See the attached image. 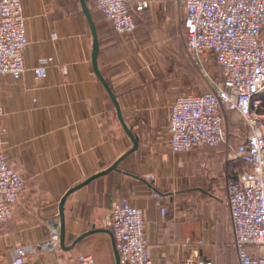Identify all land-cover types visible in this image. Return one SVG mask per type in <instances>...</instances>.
Masks as SVG:
<instances>
[{
  "label": "crops",
  "instance_id": "crops-1",
  "mask_svg": "<svg viewBox=\"0 0 264 264\" xmlns=\"http://www.w3.org/2000/svg\"><path fill=\"white\" fill-rule=\"evenodd\" d=\"M138 1L128 0L137 22L131 35L118 33L95 0L88 3L99 36L100 71L138 147L118 169L68 196L66 244L93 228L111 229L105 217L111 201L118 200L143 209L154 264L197 256L234 264L237 252L223 198L227 180L237 179L246 168L235 170L238 162L228 158L229 146L171 149L173 101L185 92L207 91L209 83L187 52L184 5L179 0H146L139 11ZM22 5L27 70L20 78L0 77V137L10 164L26 184L11 218L0 224V264H8L19 246L45 240L47 220L59 215L67 190L111 166L134 145L94 70L93 36L80 0H22ZM48 56V73L38 77L33 68ZM156 192L166 214L155 202ZM112 233H91L61 251L91 254L98 264H116ZM97 239L104 240L102 247ZM26 264L44 263L41 255H33Z\"/></svg>",
  "mask_w": 264,
  "mask_h": 264
},
{
  "label": "built area",
  "instance_id": "built-area-1",
  "mask_svg": "<svg viewBox=\"0 0 264 264\" xmlns=\"http://www.w3.org/2000/svg\"><path fill=\"white\" fill-rule=\"evenodd\" d=\"M185 8L187 52L209 83V90L179 94L171 105L170 146L175 152L195 147L215 149L228 141L226 121L235 113L246 124V137L235 148L229 143V159H242L247 168L226 182L223 202L228 207L232 246L238 264H264V0H179ZM115 30L131 35L137 22L128 0H95ZM147 6L139 0L136 9ZM54 38L57 34H52ZM28 45L22 0H0V77L20 78L27 70ZM214 58L222 78L215 80L208 65ZM51 57H42L33 68L38 77L48 73ZM4 110L0 104V117ZM262 118V122H261ZM24 175L14 168L0 137V224L7 222L25 188ZM162 214L166 206L155 193ZM112 229L121 264H154L145 233L143 209L126 201L112 200L105 217ZM45 240L19 246L8 264H26L29 256L41 255L44 264H62L59 215L48 218ZM54 254L50 257L48 254ZM45 255V257H44ZM56 256V257H55ZM78 264H98L91 254H80ZM168 264H214L197 256Z\"/></svg>",
  "mask_w": 264,
  "mask_h": 264
},
{
  "label": "water",
  "instance_id": "water-1",
  "mask_svg": "<svg viewBox=\"0 0 264 264\" xmlns=\"http://www.w3.org/2000/svg\"><path fill=\"white\" fill-rule=\"evenodd\" d=\"M81 5H82V10L84 12V14L87 17L88 23L90 25L91 28V32H92V36H93V53H92V62H93V66H94V70L96 72V74L99 76V78L102 80V82L104 83L109 95L111 96L116 108H117V112H118V116L119 119L124 127V129L126 130V132L129 134V136L131 137V139L134 142V145L131 149H129L127 152H125L122 156H120L111 166H109L108 168L97 172L96 174H93L92 176L88 177L86 180L80 182L79 184H76L75 186L71 187L70 189L67 190V192L63 195V197L60 200V204H59V217H60V222H61V234H60V245L62 248L64 249H71L72 247L75 246V244L82 239L83 237L97 232V231H107L112 233L111 229L108 228H93L91 230H88L84 233H82L81 235H79L74 242L71 245H67L66 244V217H65V203L66 200L68 198V196L76 191L77 189H79L80 187H82L83 185L89 183L90 181H92L93 179H95L96 177H99L101 175H104L112 170L118 169L119 168V164L120 162L129 154L131 153L133 150H135L138 147V139L136 138L133 130L128 126V124L126 123V121L124 120V117L122 115V111H121V107L118 101V98L115 94V92L112 90L110 84L108 83V81L104 78V76L102 75L100 68H99V64H98V54H99V50H100V42H99V36H98V32H97V27H96V23L93 19L92 13L90 11V8L88 6V3L86 0H80ZM113 234V233H112ZM114 236V235H113ZM113 246H114V250H115V256H116V264H121L120 262V255L116 246V241L115 238L113 239Z\"/></svg>",
  "mask_w": 264,
  "mask_h": 264
},
{
  "label": "rangeland",
  "instance_id": "rangeland-1",
  "mask_svg": "<svg viewBox=\"0 0 264 264\" xmlns=\"http://www.w3.org/2000/svg\"><path fill=\"white\" fill-rule=\"evenodd\" d=\"M88 3H92V0H88ZM92 5V4H91ZM93 8V6H92ZM208 70L209 73L212 74V76L215 78V80H220L221 79V71L219 69V67L217 66V64L212 60L211 62H209L208 65ZM259 114H264V104L263 106H261L258 110ZM261 122H262V118H261ZM263 122H264V118H263ZM226 126L228 129V141L222 143L219 147H228L229 143L230 144H236L238 145L241 141L245 140L246 137V124L244 122V120L239 117L237 114L233 117L228 116L227 121H226ZM215 148V149H217ZM237 165L235 167V170H243L245 168H247V163L245 161H243L242 159H238L237 160ZM96 241L99 242V246L104 242L103 239H97ZM46 255L48 254L50 257H52V255L54 256V254H49L48 252L45 253ZM61 255V261H63V264H78L77 262V256L79 255L78 253H70V254H66L64 251H61V249L58 252V256ZM235 252L233 251V258H234V264H238V260H235ZM45 257V255H44ZM56 257V256H55ZM60 260V259H59ZM215 264V262H214ZM219 264V263H218Z\"/></svg>",
  "mask_w": 264,
  "mask_h": 264
}]
</instances>
